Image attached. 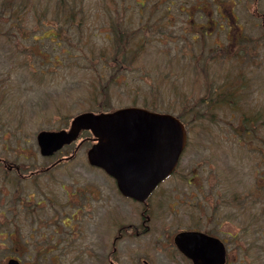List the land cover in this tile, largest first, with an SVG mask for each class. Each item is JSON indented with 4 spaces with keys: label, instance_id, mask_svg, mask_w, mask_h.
I'll list each match as a JSON object with an SVG mask.
<instances>
[{
    "label": "rangeland",
    "instance_id": "obj_1",
    "mask_svg": "<svg viewBox=\"0 0 264 264\" xmlns=\"http://www.w3.org/2000/svg\"><path fill=\"white\" fill-rule=\"evenodd\" d=\"M142 1L0 0V123L5 120L6 129L13 127L24 133L0 134V145L5 144L4 140L9 145H30L39 129L53 127L83 111L134 106L178 116L196 109L191 103H197L196 99L203 95L205 81H224L226 88L240 92L236 110L222 104L207 111L208 116L215 117L184 123L187 129L211 130L208 137L218 144L213 158L222 172L227 171L229 207L227 218L220 223L224 230L238 232L236 238H230V255L234 259L229 264H264V199L254 194L261 191V182L257 181L262 169L256 166V153L249 147L243 149V142L233 134L240 129L242 118L249 119L244 115H252L264 136V27L253 15L255 7L258 13L264 11V0H174L176 7L170 6L171 12L166 11L169 5H164V10L159 7L160 14L175 17L171 30L176 34L195 22L189 18L209 20L206 35L192 41L188 34L187 39L175 41L174 45L164 43L160 33L142 28L146 18ZM198 4L203 5L202 12L192 15L193 6ZM61 5L76 8L77 15L71 19L61 15ZM179 5L183 13L177 12ZM227 10L238 18L236 24L243 26L242 31L259 38L254 61L250 55L232 56L226 61L221 57L209 59L208 50H216V44L226 47L231 31L235 36L238 31L234 24L229 33L225 25L220 28L224 24L221 14L225 16ZM213 23L217 24L213 27ZM115 25L120 29L117 37ZM41 29H46L43 36ZM58 34L62 39L53 37ZM180 47L186 48L184 55ZM199 111L205 112L204 108ZM249 143L257 142L244 144ZM192 148L188 146L185 159L190 158ZM198 155L204 159L203 151ZM234 195L239 198L233 199ZM169 209L164 206L161 220L166 227ZM172 210L177 211L172 212V216L177 215L175 228L190 226L188 205ZM247 216L255 225H246L251 219ZM29 231L27 227L21 233ZM25 239L21 238L20 243ZM154 260L155 264H188L168 257L167 249L155 254Z\"/></svg>",
    "mask_w": 264,
    "mask_h": 264
},
{
    "label": "flooded vegetation",
    "instance_id": "obj_2",
    "mask_svg": "<svg viewBox=\"0 0 264 264\" xmlns=\"http://www.w3.org/2000/svg\"><path fill=\"white\" fill-rule=\"evenodd\" d=\"M140 5L142 13L146 14L142 28L160 33L164 43L174 45L175 41L187 39L188 34L192 41L206 35L205 28L209 20L198 21L200 16L189 18L188 15L195 22L182 32L176 34L171 30L176 24L175 17L170 14L164 16V12L160 14L157 9L163 7L164 10V5H169L166 11L171 12L170 6L176 7L174 0H143ZM256 8L253 15L262 21L264 27V11L258 13ZM202 10V4L194 5L191 14H199ZM227 11L225 16L221 14V23L224 24L220 28L223 29L225 25L229 33L234 24L238 31L236 36L231 31L226 47L216 44V50H208L209 59L221 57L226 61L232 56L250 55L254 61L259 47L256 40L259 38L242 31L243 26L236 24L238 18L231 10ZM177 12H184L181 5ZM216 24L213 23V27ZM115 28V34L120 32L117 25ZM53 37L62 39L59 34ZM184 51L186 48L180 47L181 55L185 54ZM162 53L165 51L162 50ZM202 88L203 95L196 99L198 102L191 103L196 109L182 112L177 116L178 119H190L193 122L210 119L215 115L210 117L207 111L222 104L225 106V101H234L233 107L226 105V108L236 110L240 94L236 88H226L224 81H205ZM230 93H233V101L224 98ZM201 108L205 112H200ZM244 116L252 118V115ZM71 119L39 129L30 145H9L5 140V144L0 145V216L3 218L0 220V264L14 261L20 264H155L154 255L162 249H167L168 257L193 264L173 243V237L183 231L198 232L220 240L225 249V264H229L231 258L234 259L230 255V244L233 242L230 241L236 238L238 232H228L220 223L227 218L229 207L228 175L226 170L223 173L219 169L216 165L218 161L213 158V150L218 152V144L210 141L207 134L210 129L185 128L186 144L172 173L146 198L135 200L123 196L113 177L88 162L87 152L96 142L89 130H81L77 139L57 151L47 155L40 153L36 143L37 133L42 130H68ZM2 126L0 134L8 132L14 135L19 131L13 127L6 129L5 120L0 123ZM239 130H234L233 134L237 136L238 142H243V149L249 147L250 152L256 153V166L262 169L257 181L261 182L258 184L261 191H255L254 194L264 199V136L260 128L248 129L250 133L242 134L237 132ZM22 134L19 131V135ZM250 140L257 143L244 144ZM188 146L193 148L190 158L185 159L184 153ZM199 151L204 152V159L198 155ZM259 155L262 159H259ZM181 183L188 186H182ZM165 184L168 186L164 187ZM232 198L239 197L234 195ZM184 204L189 206L190 226L175 228L177 215L172 216L175 215L172 212L177 211L172 209ZM164 206L171 208L166 218L167 227L161 221ZM243 211L244 207L239 209V212ZM251 220L248 219L246 225H255L250 223ZM249 226L244 228V232ZM27 227L30 231L22 235L21 230ZM23 237L26 239L20 243ZM239 247L243 249V245Z\"/></svg>",
    "mask_w": 264,
    "mask_h": 264
},
{
    "label": "water",
    "instance_id": "obj_3",
    "mask_svg": "<svg viewBox=\"0 0 264 264\" xmlns=\"http://www.w3.org/2000/svg\"><path fill=\"white\" fill-rule=\"evenodd\" d=\"M81 128L90 129L98 141L88 151L89 162L113 176L123 195L137 200H143L170 174L186 141L184 127L174 116L127 107L110 113L80 114L68 132H40V151L47 154L71 142ZM174 243L193 264L225 262L223 244L213 237L180 232Z\"/></svg>",
    "mask_w": 264,
    "mask_h": 264
},
{
    "label": "trees",
    "instance_id": "obj_4",
    "mask_svg": "<svg viewBox=\"0 0 264 264\" xmlns=\"http://www.w3.org/2000/svg\"><path fill=\"white\" fill-rule=\"evenodd\" d=\"M59 10H61V15L65 16V17H70V19L72 17H74V15H77L76 13V8H73V7H69V6H65V5H61L60 7H58ZM68 13V14H67ZM69 23H72L74 22L73 20H69L68 21ZM41 33H42V36L43 34L45 33L46 29H41L39 30ZM58 33H61L62 31L59 29V31H57ZM25 33L26 31L23 32L24 36H25ZM120 32H117L115 34V37H117V35H119ZM228 97H224V98H229L230 100H234V97H233V93H230L227 95ZM223 98V99H224ZM225 100V99H224ZM228 107H233L234 106V101L232 103L228 102V101H225L224 102ZM183 121H191L190 119H182ZM242 124L240 125V129L242 130H239L237 132H240L239 134H242V132H246V133H250L251 130H253V128H258L260 127L258 124H259V121L258 120H254V119H251L249 118L248 120H246L245 118H242L241 120ZM248 129H250V131H248ZM247 137V136H246Z\"/></svg>",
    "mask_w": 264,
    "mask_h": 264
}]
</instances>
